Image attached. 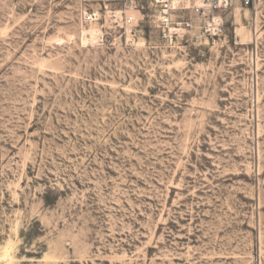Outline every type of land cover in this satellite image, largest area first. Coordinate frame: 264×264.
<instances>
[{"label": "rangeland", "instance_id": "obj_1", "mask_svg": "<svg viewBox=\"0 0 264 264\" xmlns=\"http://www.w3.org/2000/svg\"><path fill=\"white\" fill-rule=\"evenodd\" d=\"M78 8L0 0V264H264V0L175 47Z\"/></svg>", "mask_w": 264, "mask_h": 264}, {"label": "built area", "instance_id": "obj_2", "mask_svg": "<svg viewBox=\"0 0 264 264\" xmlns=\"http://www.w3.org/2000/svg\"><path fill=\"white\" fill-rule=\"evenodd\" d=\"M78 4L80 25L99 28L95 43L134 45L137 29L145 11H149L146 15L150 28L158 32L161 42L175 47L197 27L208 37H217L223 27L222 17L230 11L233 0H78ZM253 4L254 0H242L243 7ZM131 12L137 13L138 19Z\"/></svg>", "mask_w": 264, "mask_h": 264}, {"label": "bare ground", "instance_id": "obj_3", "mask_svg": "<svg viewBox=\"0 0 264 264\" xmlns=\"http://www.w3.org/2000/svg\"><path fill=\"white\" fill-rule=\"evenodd\" d=\"M130 15H131V14H130ZM131 16L134 17L135 19H138V14H137V13H132Z\"/></svg>", "mask_w": 264, "mask_h": 264}]
</instances>
